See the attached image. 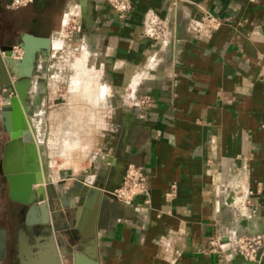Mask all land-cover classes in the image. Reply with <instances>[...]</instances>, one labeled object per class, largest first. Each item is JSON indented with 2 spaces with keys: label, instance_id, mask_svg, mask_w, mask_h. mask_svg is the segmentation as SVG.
<instances>
[{
  "label": "crops",
  "instance_id": "crops-1",
  "mask_svg": "<svg viewBox=\"0 0 264 264\" xmlns=\"http://www.w3.org/2000/svg\"><path fill=\"white\" fill-rule=\"evenodd\" d=\"M81 1L11 8L0 0L1 55L7 47L20 54L25 34L49 38L27 103L44 159L65 179L57 189L68 220L57 234L63 255L91 252L97 264H264V244L253 261L237 244L241 234L264 233V0H130L125 15L106 0ZM207 12L220 24L197 35ZM8 138L0 117V158ZM125 162L143 166L147 191L81 210L74 226V176ZM245 187L248 216L228 201ZM22 207L0 172V264H48L32 240L18 246Z\"/></svg>",
  "mask_w": 264,
  "mask_h": 264
},
{
  "label": "water",
  "instance_id": "water-1",
  "mask_svg": "<svg viewBox=\"0 0 264 264\" xmlns=\"http://www.w3.org/2000/svg\"><path fill=\"white\" fill-rule=\"evenodd\" d=\"M48 43L47 37L25 34L22 43L18 45L20 54L12 47L3 48V54H0V87L1 94L6 99L0 108V117L4 130L9 135L2 149L0 172L6 177L9 199L23 206L26 231L17 238L18 246L24 247V244H30L32 240V247L39 249L35 255L37 258L45 257L48 264H67L63 260L67 256L61 251L57 235L68 226L67 219L61 221L66 213L63 209L60 211L61 203L57 192L60 186H64L65 179L53 177V169L46 163L41 145L37 141L36 127L29 115L27 103L36 55ZM106 158L104 162L110 164V159ZM111 166V169L110 166L103 165L97 169L92 165L74 176L76 186L73 193L78 201L76 207L68 209V214L72 216L77 228L81 226V210L89 208L95 213L103 200L117 199L114 190L124 179L126 162ZM86 173L94 175L88 178ZM228 201L231 203L232 193ZM92 236V233L80 234L75 239ZM5 241L6 230L0 227V252L4 250ZM20 252L23 254L18 253L19 258L26 255L22 248ZM68 253H71L66 259L68 264H97L94 253ZM240 253L251 261L241 251ZM230 255L232 259L235 258L234 251L231 250Z\"/></svg>",
  "mask_w": 264,
  "mask_h": 264
},
{
  "label": "built area",
  "instance_id": "built-area-1",
  "mask_svg": "<svg viewBox=\"0 0 264 264\" xmlns=\"http://www.w3.org/2000/svg\"><path fill=\"white\" fill-rule=\"evenodd\" d=\"M31 1L32 0H9L7 6L11 8H17L20 6H25ZM106 1L120 15H125L126 12L131 8L130 0ZM219 24L220 20L215 15L207 12L204 16V19L196 24L194 33L197 35H208V33H210L212 29L217 28ZM77 27V22L67 24V35L71 36L74 29H77ZM16 49L18 48L16 47ZM146 98H144L143 101H147L148 99ZM5 101L6 99L1 94L0 88V108L5 103ZM146 191V172L143 166L134 163H128L121 185L114 190L116 198L119 200H129L132 199L135 195L145 193ZM248 192H250V190H248V187H245L243 189L235 188V190H233L231 203L238 209L242 216H248L251 213V211L249 210L250 201L246 196ZM236 195L240 196V200L238 203L234 204L233 199ZM169 244L171 247H174V245H176L174 237L169 239ZM212 244L215 245L216 241L212 240ZM237 244L240 251L246 258L255 260L260 251V247L264 244V233L241 234L237 237Z\"/></svg>",
  "mask_w": 264,
  "mask_h": 264
},
{
  "label": "bare ground",
  "instance_id": "bare-ground-1",
  "mask_svg": "<svg viewBox=\"0 0 264 264\" xmlns=\"http://www.w3.org/2000/svg\"><path fill=\"white\" fill-rule=\"evenodd\" d=\"M239 200H240V196H239V197H237V198L234 200L235 204H236V203H238V202H239Z\"/></svg>",
  "mask_w": 264,
  "mask_h": 264
},
{
  "label": "rangeland",
  "instance_id": "rangeland-1",
  "mask_svg": "<svg viewBox=\"0 0 264 264\" xmlns=\"http://www.w3.org/2000/svg\"><path fill=\"white\" fill-rule=\"evenodd\" d=\"M66 37H67V36H65V39H67Z\"/></svg>",
  "mask_w": 264,
  "mask_h": 264
}]
</instances>
